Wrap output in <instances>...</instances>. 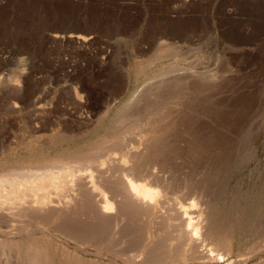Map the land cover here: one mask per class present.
Listing matches in <instances>:
<instances>
[{
    "label": "rangeland",
    "instance_id": "374dc122",
    "mask_svg": "<svg viewBox=\"0 0 264 264\" xmlns=\"http://www.w3.org/2000/svg\"><path fill=\"white\" fill-rule=\"evenodd\" d=\"M171 66L179 74L216 73L222 82L193 84L178 95L189 114L178 121L177 158L168 174L209 182L216 200L227 192L217 206L222 218L232 213L237 220L248 200L245 221L255 224L264 208V0H0V122L22 125L45 110L46 122L89 115L95 124ZM252 147L259 149L256 159ZM246 229L235 260L250 255L254 242L264 243L262 231ZM262 253L247 264H261Z\"/></svg>",
    "mask_w": 264,
    "mask_h": 264
},
{
    "label": "bare ground",
    "instance_id": "6f19581e",
    "mask_svg": "<svg viewBox=\"0 0 264 264\" xmlns=\"http://www.w3.org/2000/svg\"><path fill=\"white\" fill-rule=\"evenodd\" d=\"M180 70L156 71L151 81H161L135 91L113 114L106 107L95 124L89 115L46 122L45 110L22 125L0 122V264H247L264 254V243L254 242L250 255L233 259L246 228L264 236V208L252 225L245 221L248 200L237 220L232 213L222 218L217 206L227 192L216 200L209 182L168 174L177 158L178 123L188 113L178 95L222 80ZM15 87L21 91L19 82ZM250 153L256 159L259 149ZM185 194L196 197L182 201Z\"/></svg>",
    "mask_w": 264,
    "mask_h": 264
}]
</instances>
